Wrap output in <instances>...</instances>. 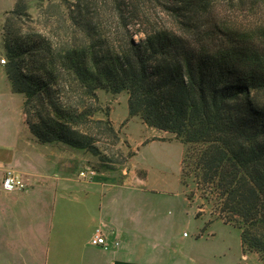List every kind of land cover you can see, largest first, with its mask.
I'll return each instance as SVG.
<instances>
[{
	"label": "trees",
	"instance_id": "trees-1",
	"mask_svg": "<svg viewBox=\"0 0 264 264\" xmlns=\"http://www.w3.org/2000/svg\"><path fill=\"white\" fill-rule=\"evenodd\" d=\"M205 1H68L74 32L66 44L16 30L25 9L17 1L4 24L7 77L25 98L24 124L39 143L89 150L102 161L103 134L117 144L120 137L100 91L127 94L130 118L186 147L181 184L189 199L200 194L264 264V20L249 33L208 20L216 35L206 44L151 22L162 11L185 31L211 14Z\"/></svg>",
	"mask_w": 264,
	"mask_h": 264
},
{
	"label": "crops",
	"instance_id": "crops-1",
	"mask_svg": "<svg viewBox=\"0 0 264 264\" xmlns=\"http://www.w3.org/2000/svg\"><path fill=\"white\" fill-rule=\"evenodd\" d=\"M15 94L5 74L0 80V264H263L257 254L244 251L241 231L238 243L231 232L238 228L231 225L215 222L206 233L199 225L194 240H187L186 232L183 240L177 238L163 207L168 200L160 203L133 178L101 172L81 178L80 172L94 165L92 157L63 143H38L24 125ZM9 171L21 175L28 189L5 191ZM98 229L108 248L92 244Z\"/></svg>",
	"mask_w": 264,
	"mask_h": 264
},
{
	"label": "rangeland",
	"instance_id": "rangeland-1",
	"mask_svg": "<svg viewBox=\"0 0 264 264\" xmlns=\"http://www.w3.org/2000/svg\"><path fill=\"white\" fill-rule=\"evenodd\" d=\"M17 1H21L25 6V9L15 19L16 30H21V33L42 32L53 41L66 44L70 42L69 39L74 32L71 25L72 20L65 13V5L68 1L74 2L75 0H0V80L5 74L7 75L9 65L5 50L4 24L8 17L7 13L15 8ZM205 2L210 5L211 14L206 17L199 14L184 28L185 31L193 30V33L182 31L175 20L162 11L153 12L151 22L158 21L160 26H168L182 34H189V36L202 35L204 37L202 41L206 44L210 42L212 34L211 27H207L208 24L205 23L208 20L221 27H232L244 33H249L246 32L249 29L256 30L264 20V0H244V2L242 0H206ZM140 36L136 35L135 39L139 40ZM2 59H6L7 64L3 65ZM15 95L21 101L24 122L25 98L23 95ZM126 96L122 94L117 97L111 95L110 92L100 91L102 104L110 109L112 120L118 122L116 127L119 130L120 141L117 144L111 135L103 134L102 143L99 146L107 157L104 161L89 150L79 149L92 157L91 163L93 162L96 171L106 175H117L120 178H133L134 184L148 189L152 196L159 199L160 203L167 199L166 206H163L167 219L174 220L175 236L181 240L185 232L187 236L189 235L187 240H194L199 225H204L202 233H206L209 226L215 222L231 225L220 219L216 210L203 200L200 194H197L193 200L189 199L190 190H185L181 184L186 147L176 135L152 128L139 117L135 119L128 117ZM97 118H103V115L99 114ZM25 127L28 129L26 125ZM29 132L36 140L30 130ZM198 212H201L202 216L198 217ZM199 220H202L203 224ZM231 230L239 243V229Z\"/></svg>",
	"mask_w": 264,
	"mask_h": 264
},
{
	"label": "built area",
	"instance_id": "built-area-1",
	"mask_svg": "<svg viewBox=\"0 0 264 264\" xmlns=\"http://www.w3.org/2000/svg\"><path fill=\"white\" fill-rule=\"evenodd\" d=\"M1 63L3 65L7 64L6 59H2ZM96 174H97L96 169L93 166H90L80 172V177L89 178V177L95 176ZM3 189L7 192L25 191L28 189V184L26 183V181L21 175L13 171H9L6 177L4 178ZM185 236H187V233H185ZM92 244L96 246H102L104 248H108L107 239L102 229H98L96 231L92 239Z\"/></svg>",
	"mask_w": 264,
	"mask_h": 264
}]
</instances>
